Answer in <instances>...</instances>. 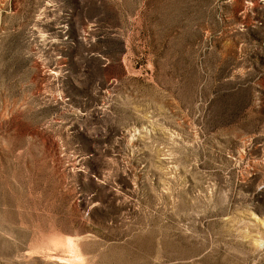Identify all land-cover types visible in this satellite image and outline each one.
I'll use <instances>...</instances> for the list:
<instances>
[{"label":"rangeland","instance_id":"rangeland-1","mask_svg":"<svg viewBox=\"0 0 264 264\" xmlns=\"http://www.w3.org/2000/svg\"><path fill=\"white\" fill-rule=\"evenodd\" d=\"M0 264H264V0H0Z\"/></svg>","mask_w":264,"mask_h":264}]
</instances>
